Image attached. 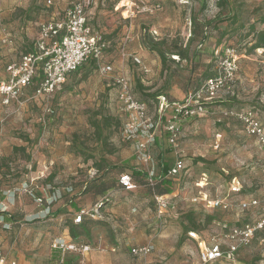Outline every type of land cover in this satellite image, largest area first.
I'll return each mask as SVG.
<instances>
[{
    "label": "rangeland",
    "instance_id": "rangeland-1",
    "mask_svg": "<svg viewBox=\"0 0 264 264\" xmlns=\"http://www.w3.org/2000/svg\"><path fill=\"white\" fill-rule=\"evenodd\" d=\"M178 1L160 0L161 10L147 15L139 7L156 1L92 0L89 22L105 43L102 59L96 65L86 63L49 97H37L29 88L17 103L0 104V249L9 259L46 263L54 238L69 234L78 241L91 240L93 225L74 224L76 211L70 200L83 197L93 182L102 184V179L117 190L106 197L107 204L130 205L132 218L151 217L145 234L155 236L148 245L153 253L141 258L142 264H204L200 246L189 232L209 241L223 230L218 224L234 227L264 212V150L240 122L223 114L253 110L264 126V49H252L256 38L250 27L264 30L259 23L264 0H186L181 5ZM78 2L0 0V80L7 78L10 63L34 51L40 26L62 19ZM232 46L239 53V71L230 90L209 105L207 114L180 121L176 148L166 132L153 146L157 176L164 163L174 164L178 156L186 164L179 177L164 181L162 190H170L165 196L171 204L159 219L145 178L136 176L141 171L138 135L128 131L116 79L130 81L134 97L146 102L158 123L159 98L183 101L188 90L198 89L216 72L223 51ZM180 52L187 59L178 57ZM107 66L112 71L105 73ZM167 113L172 115L171 110ZM161 123L168 125L169 120ZM127 173L138 182L134 191L121 188L119 178ZM236 180L242 195L229 196ZM203 194L210 200L225 199L231 209L211 210L199 199ZM253 198L261 205L241 211L240 201ZM122 221L123 217L114 225L106 222L110 237L123 236ZM237 261L208 264H264V248L254 242L241 250Z\"/></svg>",
    "mask_w": 264,
    "mask_h": 264
},
{
    "label": "built area",
    "instance_id": "built-area-1",
    "mask_svg": "<svg viewBox=\"0 0 264 264\" xmlns=\"http://www.w3.org/2000/svg\"><path fill=\"white\" fill-rule=\"evenodd\" d=\"M185 0H180L179 3ZM92 5V0H80L70 9L65 11L62 19H51L43 23L39 29V38L34 51L25 54L15 63L7 66V78L0 80V104L4 107L17 103L24 92L36 83L35 90L37 97H49L66 84L67 78L78 72L90 60L99 62L106 50L105 43L99 33H96L89 22L88 10ZM139 12L143 14H155L161 10L159 3H143ZM134 61L141 64L135 57ZM216 72L210 76L198 89L188 90L183 101H169L166 97L159 98L158 111L160 120L155 122L149 113L146 102L134 97L130 81L123 76H119L117 81L118 98L121 111L129 118L128 131L138 135L137 158L145 165H149L147 178L153 184L156 181L176 179L186 170V164L176 158L172 167L164 174L161 170L160 176L155 173L153 167L152 149L159 134L166 132L169 134V143L176 148L179 136L178 124L184 117H196L207 114L209 105L222 97L221 94L230 90L236 81L239 71V53L235 47H227L219 58ZM103 71L111 72L112 67L107 66ZM171 110L172 115H168ZM224 116L228 119H236L244 127L249 136L257 139L264 150V126L261 124L257 114L253 110H225ZM169 120V124L163 126V120ZM218 137H222L218 135ZM121 186L127 191H134L137 183L133 181L130 174H122L119 178ZM242 186L239 181L233 182L229 187V195L241 193ZM202 194V193H201ZM158 218L162 219L170 210L167 196L154 193L153 195ZM199 199L207 202L211 210L228 211L231 205L223 198L210 200L208 195L203 194ZM39 202L45 203L40 197ZM261 201L253 198L249 201H241L239 208L241 211L259 207ZM175 206L173 205L172 209ZM49 210V209H48ZM91 216L94 219H101L98 210L93 212L81 210L74 215V224L81 225L86 218ZM223 229L219 236H213L209 241L202 240L195 232L189 235L200 246V260L204 264L216 263L226 260L234 262L238 253L250 247L252 242L260 238L259 244L264 248V214L254 219L252 222L237 224L229 227L222 224ZM52 263L47 264H67L68 256L73 254L82 257L92 251V247L87 244H79L74 238L67 234L54 238L51 242ZM153 253V248L148 245L138 246L132 250L134 257L146 258ZM0 264H19L16 260H11L4 251L0 249ZM46 264V263H41Z\"/></svg>",
    "mask_w": 264,
    "mask_h": 264
},
{
    "label": "crops",
    "instance_id": "crops-1",
    "mask_svg": "<svg viewBox=\"0 0 264 264\" xmlns=\"http://www.w3.org/2000/svg\"><path fill=\"white\" fill-rule=\"evenodd\" d=\"M154 1H156V3H159L161 5V3L159 2L160 0H154ZM182 3H179V5H181ZM138 164L141 166L140 170L144 171L147 174L149 167L148 169L143 168L142 166L144 164H142V162H140L139 160H138ZM121 188L124 189L122 186ZM114 191L117 192V190L115 189L110 190L108 192H104V189H101L100 191H97L96 189H90L86 193V195H84L83 197L79 196L75 199L74 208L76 212L81 210H86V211L89 210L91 212H93L94 210H98L99 214L101 215V219H94L91 216H88L86 218L83 224L88 223L93 225L91 229L92 230L91 240L88 239L86 240L85 238H83L80 241L76 240L75 238L74 240L79 244H84V245L89 244L93 250L90 251L88 254L84 255L83 257L81 255L72 253L67 258L68 259L67 264H142L141 260L143 259H141V257L138 258L134 257L132 255V250L134 248H138V246L149 245L151 244V242H153L155 236L149 238L145 234L149 232L151 226L149 220L151 219V217H148L145 214H140L137 215V217L132 218L131 216L132 214L130 213L131 212L130 205L122 204L120 206H111L110 204H107V200H105L106 197L110 196L111 193H113ZM238 195H242V194L239 193L236 195H229V196L235 197ZM263 214L264 212L261 215ZM122 217H123L122 223L125 227L126 232L123 234V236H121V238L119 236H115L114 234H112V236L110 237L109 234L106 232V222L107 223L109 222L110 224L114 225L116 223V220L119 221L120 218ZM125 219H127V221ZM221 225H222L221 223L218 224L220 228ZM163 240L165 239H162L161 241ZM259 240L260 238H257L251 244L253 245L254 242H258L259 244ZM108 248L110 250H108ZM128 250H131V253H128ZM240 252L238 253V255L240 254ZM238 255L236 256L234 262H238L237 261ZM55 257L56 255L53 258V254H52L51 259L49 260V262H46V264L52 263V261L55 260ZM144 264H148V263H144Z\"/></svg>",
    "mask_w": 264,
    "mask_h": 264
},
{
    "label": "trees",
    "instance_id": "trees-1",
    "mask_svg": "<svg viewBox=\"0 0 264 264\" xmlns=\"http://www.w3.org/2000/svg\"><path fill=\"white\" fill-rule=\"evenodd\" d=\"M260 24L264 25V18L261 20V22H259ZM251 32H255L254 36L256 38V40L253 42V46H252V49L253 50H258V49H264V30L260 31V32H257L256 31V27L254 24H252L251 26ZM223 54V53H222ZM178 57H180L181 59L185 60L187 59L186 55L184 52H180L177 54ZM88 63H92L94 65H96V61L94 60H90ZM84 67V66H83ZM80 71V70H79ZM78 71V72H79ZM210 77V76H209ZM209 77H206V79L203 81V83L209 78ZM202 83V84H203ZM200 84V86L202 85ZM37 83L35 85H33L31 88H34V92L36 90V87H37ZM200 86L198 88H200ZM173 164L171 165H168L166 163L163 164V168H162V171L164 172V174H166L169 170L170 167H172ZM131 175V174H130ZM134 175V174H133ZM133 175H131L133 177ZM142 176L143 175V178H145V182H146V186L149 187L150 191H151V194L152 196L154 195V193L158 194V195H162V196H165L166 194H170V190L167 191V190H162V188H164V186L166 185V183L164 184V181L166 180H161V181H156L153 186L152 184L150 183V181L148 180L147 178V174L144 172V171H137L136 173V176ZM134 179V178H133ZM170 180H173V179H170ZM135 181V180H133ZM102 184H94L96 182H93L91 184L90 187L87 188V191L86 193L90 190V189H96L97 191H100L101 189H104V192H108L110 190H114V186L113 184H109L107 182L104 181V179H102ZM135 183H138L137 181H135ZM70 202H72V206L74 207L75 205V200H70ZM194 232V231H193Z\"/></svg>",
    "mask_w": 264,
    "mask_h": 264
}]
</instances>
